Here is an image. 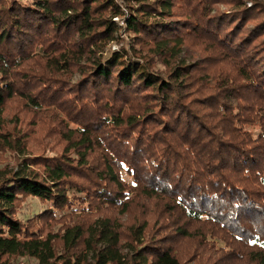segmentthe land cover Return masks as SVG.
Returning a JSON list of instances; mask_svg holds the SVG:
<instances>
[{"label":"trees","instance_id":"1","mask_svg":"<svg viewBox=\"0 0 264 264\" xmlns=\"http://www.w3.org/2000/svg\"><path fill=\"white\" fill-rule=\"evenodd\" d=\"M134 1L0 0V264H264V2Z\"/></svg>","mask_w":264,"mask_h":264},{"label":"rangeland","instance_id":"2","mask_svg":"<svg viewBox=\"0 0 264 264\" xmlns=\"http://www.w3.org/2000/svg\"><path fill=\"white\" fill-rule=\"evenodd\" d=\"M224 2H221L219 4H217V6H215V8L213 9L212 12H216V11H221V12H232L235 7H233L232 5H230L228 2V0H222ZM245 5L248 7L251 4L250 0H243ZM262 2H264V0H261ZM118 2L123 6L125 4H129L132 5L134 7H136V2L134 0H118ZM123 10L126 12V9L123 8ZM112 21H114L117 25V32H116V36L118 37L116 41L109 43L106 47H105V51L103 52L104 55L108 56L111 52L113 51H117L120 46L125 45L126 47H129V43H130V39L128 37V33L125 30V17L120 18V17H113ZM250 26V24L248 25V27ZM200 54V52L197 50L195 51L194 49H192L191 47L188 46H184V48H182L181 52L178 53V56L182 57L183 59H186L188 61H190L191 63L194 62L198 55ZM163 59L165 60L166 58H164V56H157L155 57V70H161L164 68L163 66ZM78 77V74H76L74 76V78ZM21 131L23 133H29V145L30 147L28 148V152L32 153V151L36 150L38 148V144L41 141H48L50 138H44L42 140V135L44 133V129H42L40 124H37L36 126H30V124H24L21 127ZM33 155V154H32ZM26 155H21L19 153H12V152H4L2 154H0V165L5 166L6 169L10 170V169H16L17 164L19 163L20 159L22 157H24ZM122 177L127 180L130 181V177L125 173L122 172ZM48 206V203H44L41 202L40 200H38L35 197H31L28 196L27 198H25V200L21 203L20 207H19V214L18 216L21 218H26V217H30L33 214H36L40 211H42L45 207ZM65 212H68V210H66ZM14 264H35V262L33 260L27 259V258H17L13 261Z\"/></svg>","mask_w":264,"mask_h":264}]
</instances>
